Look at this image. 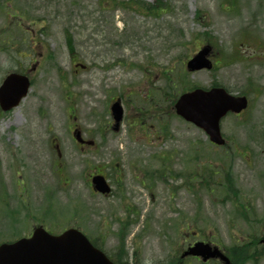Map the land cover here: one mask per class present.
I'll return each mask as SVG.
<instances>
[{"label":"rangeland","instance_id":"obj_1","mask_svg":"<svg viewBox=\"0 0 264 264\" xmlns=\"http://www.w3.org/2000/svg\"><path fill=\"white\" fill-rule=\"evenodd\" d=\"M100 1L12 0L27 16L25 32L0 2V35L11 32L10 43L0 36V84L44 53L31 72L27 98L0 116V244L28 236L35 225L56 233L70 225L99 239L109 255L119 252L123 240L130 261L139 264H205L181 262L195 239L221 246L233 264L235 246L252 245L251 258L238 264H264V0H238V12L225 11L224 0H117L165 6L150 15L103 9ZM206 34L221 45H213L218 69L183 77L186 54H195ZM24 40L29 57L17 51ZM235 52V63L223 61L224 53ZM247 53L249 61L239 59ZM249 80L259 93L247 86ZM215 83L245 90L253 101L247 115L223 119L228 150L210 148L206 134L172 109L186 87ZM118 93L127 117L164 116V108L172 109L170 120H140L144 128L126 120L113 131L110 100ZM73 121L96 140V148L80 150L69 131ZM164 123L167 139L158 135ZM163 155L165 178L153 173L158 179L144 183L140 171L161 168ZM95 171L109 177L112 195L92 193ZM195 172L191 187L184 186ZM211 172L216 174L209 177ZM204 175L212 192L202 185ZM225 175L238 187L233 200L221 186Z\"/></svg>","mask_w":264,"mask_h":264},{"label":"water","instance_id":"obj_2","mask_svg":"<svg viewBox=\"0 0 264 264\" xmlns=\"http://www.w3.org/2000/svg\"><path fill=\"white\" fill-rule=\"evenodd\" d=\"M210 49H202L190 62V70L211 68L207 59ZM30 80L25 75H9L0 88V104L5 111L18 106L27 96ZM246 99L234 98L223 89L210 91L197 89L181 96L175 108L179 115L202 127L217 144L225 143L220 131V119L229 111L241 112L246 108ZM116 126L122 117L119 102L112 107ZM95 189L110 193L111 188L102 175L93 178ZM209 258H221L227 264L229 258L219 248L211 247L204 242H197L184 254ZM0 264H114L105 253L93 246L89 239L79 230L70 229L61 235H51L42 227L36 229L32 237L22 238L14 243L0 245Z\"/></svg>","mask_w":264,"mask_h":264},{"label":"flooded vegetation","instance_id":"obj_3","mask_svg":"<svg viewBox=\"0 0 264 264\" xmlns=\"http://www.w3.org/2000/svg\"><path fill=\"white\" fill-rule=\"evenodd\" d=\"M116 97H118L117 99H119V95H117ZM121 100H122V98H121ZM163 110H165V113L163 112V114H164V116H151V115H149V116H146L144 113H142V112H139V113H137V115H133V116H130V117H127V114H126V112H124V117H123V120H133V124H136V123H140L141 124V127H145V120H170V117L169 116H167V114H169L170 113V110H166V109H164L163 108ZM140 115V116H139ZM240 116V115H239ZM154 117H158V118H156V119H154ZM140 120H144V122L145 123H143L142 121H140ZM166 124L164 123V126H165ZM71 129H72V132L74 133L75 132V130H77V127L75 126V124H74V126L73 127H71ZM163 129H166V127H164ZM162 131V130H161ZM83 138L85 139V140H89L90 142H92V141H95L94 139H92V138H89V136H87L86 135V133L85 132H83ZM158 135H159V137H161V138H165V139H167V138H169V136L170 135H168V137H166V134L165 133H163V132H158ZM227 139V144H225L223 147L225 148V146H229L228 145V143L229 142H231V139L229 138V137H227L226 138ZM95 145H96V143H94L93 144V142H92V144L91 145H89V144H81V143H78V146L80 147V150H82V151H85L87 148H92V147H95ZM213 145V144H212ZM213 146H217V145H213ZM57 148L59 149V146H57ZM166 171V170H165ZM143 178H146L145 177V175H143ZM165 182V181H164ZM90 187H91V184H90ZM92 188V187H91ZM92 193H94V194H97V192L95 193V191H93V189H92ZM131 221V220H130ZM134 223H136V221H137V218H134ZM124 225H125V223H124ZM125 227V226H124Z\"/></svg>","mask_w":264,"mask_h":264},{"label":"trees","instance_id":"obj_4","mask_svg":"<svg viewBox=\"0 0 264 264\" xmlns=\"http://www.w3.org/2000/svg\"><path fill=\"white\" fill-rule=\"evenodd\" d=\"M212 37L207 35L205 36V40L206 42L208 41L209 43L211 42ZM69 46L71 48V50L73 51V47H72V41L69 39ZM233 184L232 187L231 185H229V187L227 188V191L233 190ZM251 249L252 247L250 245L247 246H242V247H237L235 246V248L233 249V253L236 255L234 257V261L235 264H238L240 261L239 259L243 260H248L251 258L250 254H251ZM258 254V253H257ZM113 259L115 261L116 264H130L129 263V259H128V255L126 253H121V255L119 254V252H117V254H113ZM134 264H137L136 262Z\"/></svg>","mask_w":264,"mask_h":264}]
</instances>
